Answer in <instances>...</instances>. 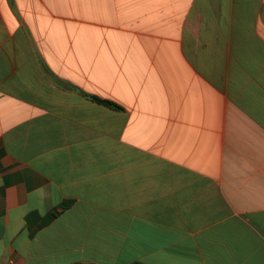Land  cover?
Returning a JSON list of instances; mask_svg holds the SVG:
<instances>
[{
	"label": "crops",
	"instance_id": "crops-1",
	"mask_svg": "<svg viewBox=\"0 0 264 264\" xmlns=\"http://www.w3.org/2000/svg\"><path fill=\"white\" fill-rule=\"evenodd\" d=\"M130 263L264 264V0H0V264Z\"/></svg>",
	"mask_w": 264,
	"mask_h": 264
},
{
	"label": "trees",
	"instance_id": "trees-1",
	"mask_svg": "<svg viewBox=\"0 0 264 264\" xmlns=\"http://www.w3.org/2000/svg\"><path fill=\"white\" fill-rule=\"evenodd\" d=\"M89 101H91L94 104L106 107L108 109L114 110V111H120L121 108L118 106L114 105L113 103L106 101V100H101L95 97H87ZM130 264H140V263H130Z\"/></svg>",
	"mask_w": 264,
	"mask_h": 264
}]
</instances>
